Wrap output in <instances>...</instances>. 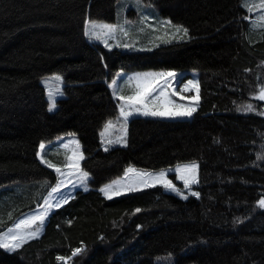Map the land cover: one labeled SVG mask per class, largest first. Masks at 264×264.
<instances>
[{
	"label": "trees",
	"instance_id": "trees-1",
	"mask_svg": "<svg viewBox=\"0 0 264 264\" xmlns=\"http://www.w3.org/2000/svg\"><path fill=\"white\" fill-rule=\"evenodd\" d=\"M118 2L0 0V234L41 207L57 183L39 158L40 143L76 135L90 173L89 189L54 209L39 238L0 248V264H264L257 203L264 198V159H257L264 157V30L252 29L245 0H142L188 35L153 40L159 46L150 51L109 50L85 36V25L117 23ZM150 70L199 74L196 112L134 117L127 145L104 151L100 133L119 114L111 80ZM55 75L64 97L52 112L55 81L47 88L42 79ZM249 104L253 111H244ZM53 153L46 159L60 164ZM189 162L199 165L198 197L163 186L112 199L100 191L130 166L158 171ZM76 248L83 251L73 256Z\"/></svg>",
	"mask_w": 264,
	"mask_h": 264
},
{
	"label": "snow or ice",
	"instance_id": "snow-or-ice-1",
	"mask_svg": "<svg viewBox=\"0 0 264 264\" xmlns=\"http://www.w3.org/2000/svg\"><path fill=\"white\" fill-rule=\"evenodd\" d=\"M246 2V0H245ZM251 11V9H249ZM119 34L126 37L128 32L125 30L124 25L116 24H98L96 22L86 23L85 25V36L89 37L91 40L100 41L104 44L106 48H111L113 46H123L125 48L130 47L128 43L120 44L118 39ZM176 33L183 32V36H180L179 39H184L188 35V30L186 28L176 27ZM172 38H176L173 36ZM109 39L115 41L114 45L109 44ZM166 42H171L168 40ZM122 73H117L116 77L111 80L109 87L112 89L113 98L117 100V107L119 114L117 120L114 122L108 120L104 125L103 131H101V141L104 144V151H108L109 145L120 144L123 146L127 145V124L128 120L133 115H141L145 117H157V118H191L197 110L199 103V84L197 81H188L186 84H183L181 91H192L194 88L196 90V95L191 97H181L182 100L186 99L190 102H195V104H179L176 103L173 99L170 98L168 93V88L170 87V80L178 79L177 74L173 71L165 72H145L137 73L134 76L130 77L128 83L131 84L135 82V91L131 95H120L122 91L118 87V78L122 77ZM56 81H62L61 76L54 77ZM156 93L155 96L153 94ZM173 93L179 95L175 89ZM62 91H58L55 95H62ZM55 95L50 90L48 93L49 98V111H53L56 107ZM152 97V99H149ZM259 99L264 101V88L260 89ZM244 111H253L252 105H246L243 108ZM117 124L120 125V135L115 139L107 138L111 129L116 128ZM72 135V134H69ZM69 144H75L76 148L71 152V155L66 157V162L64 167L68 169V172H64L60 167L52 164L48 161L45 156L46 145L44 143L39 144L40 159L42 163H45L47 167L53 168L59 177H76V180L73 181L69 179L67 183L72 184L73 188L83 187L86 191L87 182L90 178V173L84 171L81 167V162L85 160V155L82 150H80V144L77 139L74 137L66 143H63V148L68 149ZM257 159H264L262 156H258ZM198 164L191 163L183 166H178L174 171L178 173V179L183 181V187L185 189H190L191 185L198 183ZM129 173H133L135 178L130 180L127 185L123 188L113 190L114 185H118L120 181H113L112 184H107L100 189L104 193L107 199H112L114 196H119L124 194L125 191L131 192L140 190L141 187H154L157 184L163 186L164 188L175 191L178 195H181L182 198L187 199V196L184 195L180 189H178L171 180L166 179L167 170H161L159 173L153 174L149 172H144L137 170L135 168L129 167L125 171V176ZM62 186H65V180L59 179L55 187L52 188L49 196H52L53 193L59 194V198L56 200V203H50L49 200H45L44 204L46 208L43 211H38L34 214L27 215L26 217L19 218L14 222L13 226L8 227L6 232L0 234V248H4L10 251H15L23 247L30 239H37L43 232L45 221L50 214V210L53 208H59L64 204L69 202L70 198H75L69 192V195H63L61 192ZM193 196H199L198 192H191ZM258 206L261 209H264V198L258 200ZM136 212H139L140 209H136ZM238 222H242L239 221ZM83 251V248H76L72 255L75 256ZM58 260L65 261L67 258L59 256Z\"/></svg>",
	"mask_w": 264,
	"mask_h": 264
},
{
	"label": "rangeland",
	"instance_id": "rangeland-1",
	"mask_svg": "<svg viewBox=\"0 0 264 264\" xmlns=\"http://www.w3.org/2000/svg\"><path fill=\"white\" fill-rule=\"evenodd\" d=\"M245 3L248 6V10L251 9L250 13L253 14L254 20L252 22V25L255 24V26H253L252 29L254 30V28L257 26L256 28H261L264 30V0H246ZM117 21L118 22L115 24L118 26L124 25L125 30L128 32V35L126 37H124L123 35L119 34V31H118V39H119L120 44L123 45L124 43H128L129 45H131L128 48H125L123 46H119V47H121V49L126 50V51H150L159 45H164V44H169V43L179 41L177 38H172L173 36L176 37V34H177L175 29H174L175 27H173V25L170 24V22H168L167 20H164L161 17L159 11L155 7H153L152 5L143 3L142 0H119V2L117 3ZM163 21H166V23L165 24L162 23ZM96 23L103 24L106 22H96ZM256 24H258V25H256ZM169 30H171V36L168 35L170 33ZM170 39H171V42H166ZM153 40H159V41L161 40L160 41L161 44H159V45L152 44ZM92 41L98 42V43L104 45L100 41H95V40H92ZM108 42L110 45L115 44V41L112 39H109ZM149 44H151V45H149ZM114 47H117V46H113L112 48H114ZM145 72H165V71L150 70V71H137V72H133V73L121 72L123 75L121 78H118V87L122 89V91L120 92V95H124L126 92H128V95L133 94V92L135 91V82H132L131 84H129L128 83L129 78L134 76L137 73H145ZM173 72H175V71H173ZM175 73L177 74L178 79L172 80L171 78H169L170 87L168 88V93H169L170 98L179 104H189V103L195 104V102H190L189 100H186V99L182 100L181 97H191L193 95H196V90L193 88L192 91H181L180 89H181L183 84H186L190 80L197 81L199 84V74H197V73H186V72L185 73L175 72ZM56 76H59V75L48 76V77H45L42 79V83L44 85H46L47 88H48V82L50 81V79L55 81L54 82L55 87L52 89L54 95L58 91H62V93H63V81H56L54 79V77H56ZM115 78H117V77H115ZM173 89H175L176 92L179 93V95L174 94ZM48 93H49V90H48ZM155 95H156V93L153 94V96H155ZM63 97H64V93L62 95H55V101L57 102L58 99H61ZM149 99H152V97H150ZM199 101H200V85H199ZM197 108H198V106H197ZM55 109H56V107H55ZM55 109L53 111H55ZM165 119H187V118H165ZM120 134H121L120 133V125L117 124L116 128L110 130L109 134L106 136V139L107 138L115 139ZM73 137L79 141V139L76 135H63V136H59L58 138H56L53 142H51L49 144H45L47 154L50 152H54L53 154H56L61 159L60 160L61 165L57 164L56 166L60 167L61 170L64 172H68V169L64 167L66 157L71 155V152L73 150H75L76 146H75V144H69V148L65 149V148H63V143L68 142ZM79 144H80V142H79ZM80 150H81V145H80ZM39 153H40V151H39ZM39 158H40V155H39ZM191 163L198 164L197 162L181 163V164H177L175 166L169 167L167 169H164V170H167L166 179L171 180L172 183L178 189H180V191L184 195H186L187 197L189 195H191L190 194L191 192H195L194 187L197 186L199 183L198 173H197L198 183L191 185L190 189H185L183 187V181L178 179V173L176 171H174V169H176L178 166H183V165H187V164H191ZM130 167L135 168V169L140 170V171L153 173V174L159 173L161 171V170H158V171L148 170V169L138 168L135 166H130ZM198 170H199V167H198ZM57 175H58L57 182L59 179L65 180V186H62V188H61V192L63 193V195H69V192H71V195H72L75 193V191L77 189H82L83 191H85L83 189V187L73 188L72 184L67 183V181L69 179L75 181L76 177L65 176L62 178V177H59V174H57ZM134 178H135V176L133 173H129L127 176H125V173H124L122 176L112 180L111 182H109L107 184H112L113 181H120L121 182L120 184L113 186V190L115 191L117 189L125 187L127 185V183L130 180H133ZM89 180H90V178H89ZM89 180L87 182V189H89ZM55 185H54V187H55ZM156 186H161V185L157 184ZM144 188H148V187H143V186L141 187V189H144ZM51 190L49 191V193L51 192ZM136 191H138V190H136ZM168 191L177 194L175 191H171V190H168ZM131 192H135V191H131ZM49 193L46 196L45 200L47 199V200H49L50 203L55 204L56 200L59 198V194L53 193L52 196H49ZM126 193H130V192L125 191L124 194H126ZM179 196L182 197L181 195H179ZM114 197H116V196H114ZM45 208H46V205L43 202L42 207L40 209L33 211L27 215L34 214L38 211H43ZM54 209H56V208H53L50 210V214L52 213V211ZM27 215H25L23 217H26ZM45 223H46V221H45ZM8 251H10V250H8Z\"/></svg>",
	"mask_w": 264,
	"mask_h": 264
},
{
	"label": "crops",
	"instance_id": "crops-1",
	"mask_svg": "<svg viewBox=\"0 0 264 264\" xmlns=\"http://www.w3.org/2000/svg\"><path fill=\"white\" fill-rule=\"evenodd\" d=\"M136 116H141V115H134V116H131L130 118H129V120H128V122L130 121V119H132L133 117H136ZM66 162V161H65ZM65 164V163H64ZM104 194V193H103ZM73 195V194H72ZM38 209H40V208H37V209H35L34 211H36V210H38ZM31 212H33V211H31ZM31 212H29V213H31ZM28 213V214H29ZM27 215V214H26Z\"/></svg>",
	"mask_w": 264,
	"mask_h": 264
}]
</instances>
